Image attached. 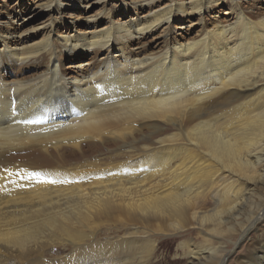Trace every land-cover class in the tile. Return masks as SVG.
<instances>
[{
  "label": "bare ground",
  "instance_id": "obj_1",
  "mask_svg": "<svg viewBox=\"0 0 264 264\" xmlns=\"http://www.w3.org/2000/svg\"><path fill=\"white\" fill-rule=\"evenodd\" d=\"M221 1L231 21L172 35L174 19ZM249 1L260 2L149 0L146 15L83 35L46 29L29 45L0 32V264H155L174 236L188 264H224L260 230L264 11ZM163 25L164 44L149 48ZM103 49L95 70L64 66ZM251 251L242 264H264V230Z\"/></svg>",
  "mask_w": 264,
  "mask_h": 264
},
{
  "label": "rangeland",
  "instance_id": "obj_2",
  "mask_svg": "<svg viewBox=\"0 0 264 264\" xmlns=\"http://www.w3.org/2000/svg\"><path fill=\"white\" fill-rule=\"evenodd\" d=\"M39 1L43 3V6L38 5L40 3ZM47 1L48 0H0V32L7 35L12 34L11 36L15 38H25L26 41H24V44L29 45L34 43L35 40L37 41L46 29H52L54 33H64L68 31L69 33H80L83 35L87 30H98L107 26L113 20L128 18L130 16L136 18L146 15L150 9L149 0H133V2L132 0H61L64 1V4L61 5L60 10L55 8V3L50 6V9H47L44 5V2ZM136 1H142V5L135 8L134 5ZM170 1L171 0H154V3L155 6H159L165 5ZM247 5L252 10L264 11V0H260V2L255 4L249 1ZM230 7L231 5L228 1H221L214 9L204 12L202 15L195 14L185 19H180V17H178V19L176 18L172 21L170 31L173 36H179L180 38L187 37L188 39L190 37L192 38L206 28L203 26V23L199 22V18H205L209 26H212L217 20L221 19L227 20L228 22L231 21L234 18L235 12L234 10L232 11ZM50 13L53 14L52 24H49L48 17ZM192 22L196 23L192 24ZM180 25L183 27L180 28ZM165 26L167 25L159 27L148 36L149 48H156V50H158V48L160 49L164 44L163 42L165 40L163 39L165 38L162 36L161 30H163ZM135 43V41L129 43L130 47L135 45ZM106 53L107 49L101 50L98 55H95L92 51H83L75 56L66 55L63 63L64 66H72V64L76 65L80 62H90V66L95 70V66L92 64L94 61L93 58L95 56L100 58ZM90 66L87 65V67ZM79 68L80 67H68L65 70L73 74L76 73ZM1 69L3 73L10 74L11 78H14V74L18 73L20 67L18 64L9 63L3 65ZM93 158V160L97 159L95 156H93ZM259 227L260 230H250L249 235L238 240L236 245L230 246L232 250L227 256L224 264H242L243 260H246V258L252 259L254 257V253L251 249L257 239V235L264 230V221L260 223ZM188 237L192 238L194 241L201 240V236H196L195 233L191 236L186 235L183 238L188 239ZM181 238L182 236L163 238L164 240L160 238L159 243H161L157 249L154 263L188 264L189 260L186 257L184 249L179 245ZM214 264H216V262Z\"/></svg>",
  "mask_w": 264,
  "mask_h": 264
},
{
  "label": "snow or ice",
  "instance_id": "obj_3",
  "mask_svg": "<svg viewBox=\"0 0 264 264\" xmlns=\"http://www.w3.org/2000/svg\"><path fill=\"white\" fill-rule=\"evenodd\" d=\"M240 74H242V73H238V75H240ZM253 75H255V73L253 72ZM230 79H232L231 77H230ZM38 175V174H37Z\"/></svg>",
  "mask_w": 264,
  "mask_h": 264
}]
</instances>
